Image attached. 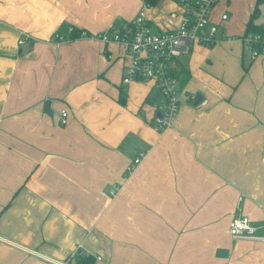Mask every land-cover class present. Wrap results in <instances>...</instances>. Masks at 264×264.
I'll list each match as a JSON object with an SVG mask.
<instances>
[{
	"label": "crops",
	"instance_id": "1",
	"mask_svg": "<svg viewBox=\"0 0 264 264\" xmlns=\"http://www.w3.org/2000/svg\"><path fill=\"white\" fill-rule=\"evenodd\" d=\"M223 1L217 42L174 59L190 99L155 132L154 84L122 83L123 48L92 36L142 7L152 30L176 29V0H0V264H73L78 250L94 264H264V242L228 234L246 216L264 236V57L247 58Z\"/></svg>",
	"mask_w": 264,
	"mask_h": 264
},
{
	"label": "built area",
	"instance_id": "2",
	"mask_svg": "<svg viewBox=\"0 0 264 264\" xmlns=\"http://www.w3.org/2000/svg\"><path fill=\"white\" fill-rule=\"evenodd\" d=\"M181 9V20L176 29L154 31L145 17L142 7L134 20L122 30L101 32L92 36L103 44L116 43L120 45L127 57V64L122 70V83L152 82L155 93H151L150 106L152 117L150 126L155 132H162L171 126L177 116L180 105L190 98H182L178 83L172 73L173 61L176 57L186 54L194 44L212 46L217 42L220 31L218 24L211 21L212 12L220 0H176ZM220 20H227L222 14ZM69 33H74L72 29ZM78 37L86 36L79 31ZM63 36L54 34L52 41L63 40ZM247 58L253 61L264 57V34L247 32L238 37ZM18 45L29 47L31 42L27 36L18 40ZM66 112L61 111L64 118ZM64 123V121H62ZM143 155L139 154L133 160L138 164ZM257 228L246 216L234 218L228 226V234L232 240H250L264 242V236L256 233ZM74 253L71 255L73 257ZM66 264V263H65Z\"/></svg>",
	"mask_w": 264,
	"mask_h": 264
},
{
	"label": "rangeland",
	"instance_id": "3",
	"mask_svg": "<svg viewBox=\"0 0 264 264\" xmlns=\"http://www.w3.org/2000/svg\"><path fill=\"white\" fill-rule=\"evenodd\" d=\"M229 3L226 4V0L222 2L223 11L229 15V21L236 24V28L243 26L245 28V19H247V15L250 13L253 3L255 0H227ZM256 24L260 27L264 28V3L259 6V15L256 19ZM209 47V46H208ZM246 54V52L244 51Z\"/></svg>",
	"mask_w": 264,
	"mask_h": 264
},
{
	"label": "trees",
	"instance_id": "4",
	"mask_svg": "<svg viewBox=\"0 0 264 264\" xmlns=\"http://www.w3.org/2000/svg\"><path fill=\"white\" fill-rule=\"evenodd\" d=\"M155 1L156 0H143L144 4L147 6L154 4ZM262 3H264V0H255L252 11L245 24L244 33L253 32V33L264 34V28L256 24V19L259 15V6ZM74 33L78 34L79 31ZM74 33L73 35L75 36ZM72 259H73V264H94V258L91 255L85 254L79 250L74 253Z\"/></svg>",
	"mask_w": 264,
	"mask_h": 264
},
{
	"label": "water",
	"instance_id": "5",
	"mask_svg": "<svg viewBox=\"0 0 264 264\" xmlns=\"http://www.w3.org/2000/svg\"><path fill=\"white\" fill-rule=\"evenodd\" d=\"M156 97H157V95H156ZM200 99H201V96H199V95L197 94V95H196V99H195L194 104H197V103L200 101ZM47 106H48V102L46 103V108H47ZM123 149H124V152H125V153H129V152L133 153V152H134L133 139H130V140L125 144V146H124Z\"/></svg>",
	"mask_w": 264,
	"mask_h": 264
}]
</instances>
